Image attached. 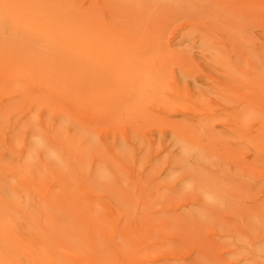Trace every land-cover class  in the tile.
<instances>
[{"label": "rangeland", "instance_id": "obj_1", "mask_svg": "<svg viewBox=\"0 0 264 264\" xmlns=\"http://www.w3.org/2000/svg\"><path fill=\"white\" fill-rule=\"evenodd\" d=\"M62 21L116 32L105 41L114 53L101 58L107 66L84 70L85 90L72 103L39 85V28ZM0 91V106H22L18 92L48 106L37 119H21L31 109L20 107L2 128L33 122L82 132L88 144L64 183L101 219L115 215L117 230L114 245L96 229L89 247L75 242L80 264H264V0H0ZM65 104L74 119L57 118ZM0 154V188L13 194L5 167L13 157ZM199 188L219 199L215 211L191 204ZM38 203L28 204L34 242L78 264L59 242L75 248L58 232L68 221L51 211L47 240Z\"/></svg>", "mask_w": 264, "mask_h": 264}, {"label": "bare ground", "instance_id": "obj_2", "mask_svg": "<svg viewBox=\"0 0 264 264\" xmlns=\"http://www.w3.org/2000/svg\"><path fill=\"white\" fill-rule=\"evenodd\" d=\"M62 22L54 23L53 28L46 25L39 28L44 40V52L41 58L44 68L40 74L39 85L47 93L53 90L60 101L72 103L85 90L84 70L87 71L94 64L98 68L107 66L101 58L104 59L114 53L110 47H106L105 41L114 38L116 32L105 30L100 27L101 25L92 32L90 28H93L85 23L80 25L74 22ZM78 71L80 75L74 78V73L77 74ZM18 93L21 95L22 106L16 104L0 106V119L3 121L11 119L14 112L23 106H30L31 110L21 119H37L34 118L37 111L48 110L46 102L32 97L30 92ZM2 95L3 92L0 91V98ZM54 113L58 119L63 120L74 119L69 113L75 112L65 104L58 107ZM8 129L0 126V147L13 157L10 164L5 167L7 175L10 174L9 176L16 180L17 189L13 194H7L0 188V255L5 258L0 256V264H66L57 255L50 253L46 245H37L34 242V231L30 226L32 215L28 212V204L35 196L40 202L38 204L42 214L41 221L43 220L42 225L47 240L54 237L53 228H56L53 226L54 220L48 216L51 211L60 214L68 221V227L71 229L68 230L63 226L59 227L58 232L71 240L75 248L67 241L59 242L73 253L74 260L79 261L78 264L82 261L81 255L77 253L81 248L79 249L75 242H78L80 247L83 244L89 247L90 242H86L91 241V244L94 242L95 229L99 231L101 240L114 245L117 217L109 215L101 219L91 201H84L75 191L71 189L69 191V187L64 183V177L68 173L71 174L78 163H83L87 151L85 147L88 144L84 141L82 132L66 134L62 129L49 130L44 125H35L33 122L20 128L15 127L12 131ZM46 139H54L58 148L64 150L66 158L63 159L57 154L58 152L51 151ZM71 142L82 143L84 151L77 153ZM0 164L2 165L1 160ZM44 176L50 178L49 184H53L51 188L42 183ZM57 187L59 190L55 191ZM190 187L191 184L186 183L185 189L191 190ZM81 192L83 193L84 190L82 189ZM196 192L191 200L193 206L201 207L206 211L216 210L219 205L217 197L200 188ZM119 210L127 215L126 210L123 211L121 207ZM106 225L109 228L108 236ZM79 230L86 234L85 238L78 235ZM247 231L253 233L249 227ZM256 238H261V235L258 234ZM262 238L261 244L264 243V233ZM257 252L264 256V249ZM77 256H80V260ZM108 259V264H117L113 261L114 257ZM250 264H253V260Z\"/></svg>", "mask_w": 264, "mask_h": 264}]
</instances>
